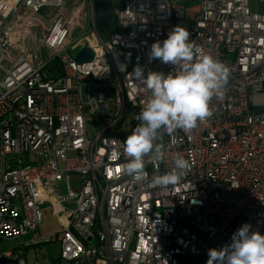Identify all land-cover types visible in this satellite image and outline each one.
Wrapping results in <instances>:
<instances>
[{
  "label": "built area",
  "instance_id": "obj_1",
  "mask_svg": "<svg viewBox=\"0 0 264 264\" xmlns=\"http://www.w3.org/2000/svg\"><path fill=\"white\" fill-rule=\"evenodd\" d=\"M73 2L0 0V239L59 242L68 264H206L244 223L264 234V0H112L107 39L94 0ZM176 25L230 76L211 117L161 134L165 159L137 182L124 124L137 126L150 92L130 74L155 71L151 45ZM75 47L93 59L78 63ZM177 155L190 163L180 183L155 185ZM47 212L61 229L41 235ZM0 264L27 261L7 251Z\"/></svg>",
  "mask_w": 264,
  "mask_h": 264
},
{
  "label": "clouds",
  "instance_id": "obj_2",
  "mask_svg": "<svg viewBox=\"0 0 264 264\" xmlns=\"http://www.w3.org/2000/svg\"><path fill=\"white\" fill-rule=\"evenodd\" d=\"M149 60L170 64L168 73L149 71L147 76L140 66L130 74L142 81L150 92L142 111L136 116L137 126L127 136L124 151L128 162L124 171L137 182L147 177L146 163L165 159L166 146L158 142L163 132L185 131L197 126L213 114L210 103L224 95L230 69L190 39L187 28L176 25L162 42L155 41L148 53ZM174 170L154 178L161 188L178 185L190 163L181 155L173 161ZM206 264H264V234L244 223L231 236V241L220 248L208 250Z\"/></svg>",
  "mask_w": 264,
  "mask_h": 264
},
{
  "label": "rangeland",
  "instance_id": "obj_3",
  "mask_svg": "<svg viewBox=\"0 0 264 264\" xmlns=\"http://www.w3.org/2000/svg\"><path fill=\"white\" fill-rule=\"evenodd\" d=\"M120 0H116L117 3H119ZM198 11V7L195 5L193 7H189L187 9V15L186 20L187 21H193L196 12ZM111 21L109 25L99 29V33L102 35L104 39H107L109 36L107 35V32L113 29L114 24V17L113 14H111ZM163 64L157 63L155 65V71H162ZM163 72V71H162ZM133 116V114L131 115ZM134 126L131 125L129 122L124 124V132L127 135H130L131 132L134 130ZM93 129L90 130V133H93ZM62 192H65L64 189H62ZM55 217L45 220V223L50 224L48 227L43 228L41 230V235L48 234L50 231L57 230L58 224L57 220H54ZM23 240H15V241H6L3 239H0V252H7L12 251L20 256L24 257L27 261V264H68L67 262H62L59 260L60 256V244L59 242H49V243H42L36 246H32L28 249H25L23 246ZM200 258L199 257H193L188 256L183 259V264H199Z\"/></svg>",
  "mask_w": 264,
  "mask_h": 264
},
{
  "label": "water",
  "instance_id": "obj_4",
  "mask_svg": "<svg viewBox=\"0 0 264 264\" xmlns=\"http://www.w3.org/2000/svg\"><path fill=\"white\" fill-rule=\"evenodd\" d=\"M94 10L98 29L109 25L111 20V3L106 0H94ZM71 55L78 63H88L94 57L92 50L87 47H75L71 50Z\"/></svg>",
  "mask_w": 264,
  "mask_h": 264
},
{
  "label": "bare ground",
  "instance_id": "obj_5",
  "mask_svg": "<svg viewBox=\"0 0 264 264\" xmlns=\"http://www.w3.org/2000/svg\"><path fill=\"white\" fill-rule=\"evenodd\" d=\"M74 2H75V0H74ZM74 2H73V4H74ZM70 24H71L70 25V30H73V29L76 28L74 33L77 34V33H79V31H81V29H82V27L84 25V22L83 21L76 22L75 20H71Z\"/></svg>",
  "mask_w": 264,
  "mask_h": 264
},
{
  "label": "crops",
  "instance_id": "obj_6",
  "mask_svg": "<svg viewBox=\"0 0 264 264\" xmlns=\"http://www.w3.org/2000/svg\"><path fill=\"white\" fill-rule=\"evenodd\" d=\"M50 215H51V212H47V214L45 215V220H48V219H51V218H53V217H55L54 218V220H57V224H58V229L57 230H54L55 232H58L60 229H61V224H60V222L58 221V218L56 217V216H52V217H50ZM48 225V227L50 226V224H47V223H45V226H47ZM43 227V228H46V227ZM42 228V229H43Z\"/></svg>",
  "mask_w": 264,
  "mask_h": 264
},
{
  "label": "trees",
  "instance_id": "obj_7",
  "mask_svg": "<svg viewBox=\"0 0 264 264\" xmlns=\"http://www.w3.org/2000/svg\"><path fill=\"white\" fill-rule=\"evenodd\" d=\"M106 1L111 2L112 0H106ZM124 3H125V0H120L118 4L123 5Z\"/></svg>",
  "mask_w": 264,
  "mask_h": 264
}]
</instances>
